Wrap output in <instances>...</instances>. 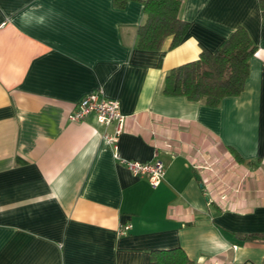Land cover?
I'll return each instance as SVG.
<instances>
[{"label": "crops", "instance_id": "0c3cea01", "mask_svg": "<svg viewBox=\"0 0 264 264\" xmlns=\"http://www.w3.org/2000/svg\"><path fill=\"white\" fill-rule=\"evenodd\" d=\"M260 0H182V41L137 47L142 1L0 0V264H155L180 247L196 264H264V13ZM243 27L255 45L242 92L217 106L163 93L167 73ZM115 124L69 121L90 93ZM130 224L125 235L118 229Z\"/></svg>", "mask_w": 264, "mask_h": 264}, {"label": "trees", "instance_id": "16d2710c", "mask_svg": "<svg viewBox=\"0 0 264 264\" xmlns=\"http://www.w3.org/2000/svg\"><path fill=\"white\" fill-rule=\"evenodd\" d=\"M128 1L133 0H112L117 8ZM135 1H142L144 13L136 33L139 49L159 50L167 37L171 38V48L182 41L189 28V23L179 17L182 0ZM259 7L264 13V0H260ZM254 52L255 45L247 31L237 27L217 50L202 49L196 60L171 69L165 76L163 93L217 106L224 97L242 92ZM151 259L155 264H196L180 247L153 250Z\"/></svg>", "mask_w": 264, "mask_h": 264}, {"label": "built area", "instance_id": "2783aa9c", "mask_svg": "<svg viewBox=\"0 0 264 264\" xmlns=\"http://www.w3.org/2000/svg\"><path fill=\"white\" fill-rule=\"evenodd\" d=\"M94 115L96 121L101 125L115 124L113 134L105 133L104 140L113 150V157L123 164L134 176L146 178L148 184L155 188L163 180L165 171L163 163L159 159L150 162L122 159L117 152V139L123 129L124 115L120 112L117 100L106 99L100 93H90L80 99L75 109L69 115V121L80 122L86 116ZM131 228L125 224L118 229L119 235H125Z\"/></svg>", "mask_w": 264, "mask_h": 264}]
</instances>
